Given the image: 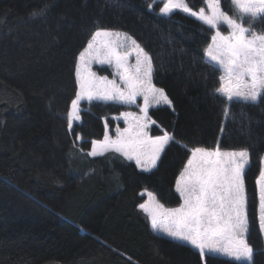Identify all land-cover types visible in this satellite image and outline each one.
Masks as SVG:
<instances>
[{"label": "trees", "instance_id": "16d2710c", "mask_svg": "<svg viewBox=\"0 0 264 264\" xmlns=\"http://www.w3.org/2000/svg\"><path fill=\"white\" fill-rule=\"evenodd\" d=\"M221 2L231 14L230 0ZM150 3L0 0V264H204L196 250L155 234L139 207L144 190L164 206L179 204L174 187L190 156L185 146L249 151L247 240L254 264H264L256 183L264 101L222 103L214 93L220 73L204 62L210 30L180 12L162 16ZM188 3L206 7L204 0ZM98 27L137 40L152 56L154 84L172 102V109L150 111L176 140L150 173L114 153L86 155L104 136L103 119L112 125L122 105L84 103L81 123L68 130L75 64ZM207 264L236 262L209 256Z\"/></svg>", "mask_w": 264, "mask_h": 264}, {"label": "snow or ice", "instance_id": "6c2138e0", "mask_svg": "<svg viewBox=\"0 0 264 264\" xmlns=\"http://www.w3.org/2000/svg\"><path fill=\"white\" fill-rule=\"evenodd\" d=\"M155 3H162L159 8L162 16L179 11L210 30V42L203 49L204 62L220 73L214 93L222 98V103L230 106L234 102L264 101V30L255 29L256 21L264 23V0H230L231 14L223 9L221 0H204L207 7L198 10L190 7L188 0H153L148 8L151 10ZM133 54L135 63L131 64L129 57ZM93 63L114 67L113 75L119 77V82L98 76L92 70ZM153 75L152 56L128 33L98 27L91 34L75 64V98L67 113L69 130L74 121L81 119V101L135 105L139 114L124 111L113 117L123 118L126 125L116 126L115 138L109 135L106 121L103 140H92L87 156L118 153L142 172L157 168L166 147L176 140L163 129L162 135L150 134L151 126L157 122L149 115V109L172 104L164 89L153 83ZM138 98H142V106L137 104ZM185 147L190 156L175 182L179 206L165 208L151 192L147 193L149 203L139 205L152 230L191 246L204 264L209 256H224L236 264H254V249L247 240L249 221L244 184L249 151H225L219 146ZM256 183L260 192L259 226L264 233V168Z\"/></svg>", "mask_w": 264, "mask_h": 264}, {"label": "rangeland", "instance_id": "374dc122", "mask_svg": "<svg viewBox=\"0 0 264 264\" xmlns=\"http://www.w3.org/2000/svg\"><path fill=\"white\" fill-rule=\"evenodd\" d=\"M162 6V3H155L154 4V7L151 9V10H157L158 12H159V8ZM207 7V6H206ZM177 12H179V11H177ZM176 13V12H175ZM180 13H182V12H180ZM160 14V13H159ZM184 14V13H183ZM161 15V14H160ZM186 15V14H185ZM111 31H113V30H111ZM129 63H131V64H134L135 63V54H133L132 56H130L129 57ZM92 70L93 71H95L96 73H97V75L98 76H107L110 80L111 79H116L117 80V82H119V77L118 76H114L113 75V73L116 71L115 70V68L114 67H111V66H109V65H99V64H96V63H93L92 64ZM154 83V82H153ZM84 103H88L87 101H81V104H80V115H81V112H82V107H83V104ZM103 103V102H102ZM108 103H113V102H108ZM115 104H118V103H115ZM137 104H139V105H143V100H142V98H138L137 99ZM118 105H121V104H118ZM124 108V110L122 111V112H124V111H133V112H137L138 114H139V108L138 107H136L135 105H133V106H131V107H129V106H126V105H122ZM160 107H168V108H170V109H172V104H171V106H168V105H160V106H155V107H151L150 109H149V115H150V111L151 110H153V109H156V108H160ZM69 111H71V104H70V108H69ZM116 116H119V115H116ZM113 117H115V116H112L110 119L112 120V125L108 122V120L107 119H103V123H104V126H105V122L107 121V123H108V131H109V135L112 137V138H115V135H116V133H115V128H116V126H119V127H121V128H124V127H126V125H125V123H124V120H123V118H121V119H119V120H114L113 119ZM81 123V119H80V121H74L73 122V128L71 129V130H69V128H68V130H69V132L70 133H72V131H73V129H74V127L76 126V125H78V124H80ZM161 127L156 123L155 125H152L151 126V129H150V134L151 135H162L163 134V132L161 131ZM104 137V136H103ZM101 140H103V138L101 139ZM83 143V139H77L76 138V144H77V146H81V144ZM169 146V145H168ZM167 146V147H168ZM166 147V148H167ZM91 150V142H90V149H89V151ZM166 150V149H165ZM225 151H228V150H225ZM109 153H112V152H109ZM109 153H105V155L106 154H109ZM114 154H117V155H119L118 153H114ZM162 156H163V154H162ZM162 156H161V158H162ZM96 157H100V156H96ZM127 161V160H126ZM129 162V161H128ZM160 162V161H159ZM159 162H158V164H159ZM130 163H133L134 164V162H130ZM135 165V164H134ZM249 165H250V163H249ZM249 165H247L246 166V168H245V172H244V178H245V173H246V171H247V169H248V167H249ZM262 168H264V156L262 157V160H261V169ZM139 170V169H138ZM154 170V169H153ZM152 170V171H153ZM140 171V170H139ZM261 171V170H260ZM144 173H150V172H144ZM259 176H260V174H259ZM259 176H258V178H259ZM257 178V179H258ZM244 184H245V181H244ZM245 191H246V188H245ZM257 191H258V200H259V195H260V192H259V186L257 185ZM148 192H151V191H148V190H144V191H142V195H144L146 198H145V202L143 203V204H147V203H149V196L147 195V193ZM174 192H175V187H174ZM151 193H153V192H151ZM176 193V192H175ZM154 194V193H153ZM177 194V193H176ZM178 195V194H177ZM154 196L156 197V200L160 203V200L158 199V197L156 196V194H154ZM246 198H247V193H246ZM181 203V201L179 202V204ZM161 204V203H160ZM179 204L177 205V206H175V207H178L179 206ZM259 205H260V200H259V204H258V221H259ZM165 208H174V207H168V206H164ZM141 210V209H140ZM146 216H147V214L143 211V210H141ZM247 214H248V202H247ZM260 227V226H259ZM153 231V230H152ZM154 232V231H153ZM260 232H261V230H260ZM155 234H157V235H162V236H164V237H166V238H168V239H170V240H172L171 238H169V237H167V236H165L163 233H156V232H154ZM248 233H249V231H248ZM261 235H262V239H263V243H264V233H262L261 232ZM247 237H248V234H247ZM175 242H177V241H175ZM178 243H181V242H178ZM183 244V243H182ZM188 246V245H187ZM189 247H191V246H189ZM193 249V248H192ZM195 250V249H194ZM219 257H222V258H226V259H229V258H227V257H224V256H219ZM229 260H231V259H229ZM232 261V260H231Z\"/></svg>", "mask_w": 264, "mask_h": 264}, {"label": "bare ground", "instance_id": "6f19581e", "mask_svg": "<svg viewBox=\"0 0 264 264\" xmlns=\"http://www.w3.org/2000/svg\"><path fill=\"white\" fill-rule=\"evenodd\" d=\"M142 172V171H141Z\"/></svg>", "mask_w": 264, "mask_h": 264}]
</instances>
